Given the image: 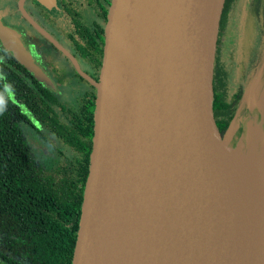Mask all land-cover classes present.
Listing matches in <instances>:
<instances>
[{
  "label": "water",
  "instance_id": "95a60500",
  "mask_svg": "<svg viewBox=\"0 0 264 264\" xmlns=\"http://www.w3.org/2000/svg\"><path fill=\"white\" fill-rule=\"evenodd\" d=\"M225 1L111 0L72 264H264V196L229 136L240 110L226 128L215 93ZM0 44L54 86L1 17Z\"/></svg>",
  "mask_w": 264,
  "mask_h": 264
},
{
  "label": "trees",
  "instance_id": "16d2710c",
  "mask_svg": "<svg viewBox=\"0 0 264 264\" xmlns=\"http://www.w3.org/2000/svg\"><path fill=\"white\" fill-rule=\"evenodd\" d=\"M237 2L225 1L215 62V93L226 128L238 110L249 109L245 90L232 92L233 69L221 58L222 36ZM259 25L262 60L264 21ZM95 97L63 109L69 121H61L48 107V87L0 44V264H72L93 147ZM31 116L45 128L40 137L51 146L48 158L37 156L25 137V127L35 129Z\"/></svg>",
  "mask_w": 264,
  "mask_h": 264
},
{
  "label": "flooded vegetation",
  "instance_id": "af4514ba",
  "mask_svg": "<svg viewBox=\"0 0 264 264\" xmlns=\"http://www.w3.org/2000/svg\"><path fill=\"white\" fill-rule=\"evenodd\" d=\"M47 2L30 0L48 23V57H39L28 39L25 42L53 80L54 86L48 85V107L60 115L61 121L68 122L69 118L63 109L67 110L71 106L76 108L82 100L89 103L94 94L96 102V83L100 78L105 26L111 0ZM66 89L71 99L65 98L63 93ZM25 112L29 113L27 110ZM31 120L35 127L32 131L43 142L40 131L45 129L44 126L32 116ZM48 137L53 139L49 129Z\"/></svg>",
  "mask_w": 264,
  "mask_h": 264
},
{
  "label": "rangeland",
  "instance_id": "374dc122",
  "mask_svg": "<svg viewBox=\"0 0 264 264\" xmlns=\"http://www.w3.org/2000/svg\"><path fill=\"white\" fill-rule=\"evenodd\" d=\"M237 1V6L232 14L229 12L230 19L222 36L221 58L233 69L232 92L242 87L247 99L251 101L252 107L249 104L248 111L241 112L237 117V128L234 133L235 144L237 145L243 140L245 149H248L249 122L258 123L264 132V82L262 80L264 57L262 60L258 57L261 48L263 49L259 21H264V0ZM20 2H22L25 14ZM27 15L31 17L32 21ZM0 17L7 24L20 30L21 33L24 32L22 35L27 37L23 36L25 41L28 39L39 57H48V23L44 21V17L36 6L30 3V0H0ZM67 91L66 89L63 94L65 98L71 99ZM242 126H245V130L240 132ZM25 129V137L34 153L42 158L50 157L52 149L41 142L29 127H25Z\"/></svg>",
  "mask_w": 264,
  "mask_h": 264
},
{
  "label": "bare ground",
  "instance_id": "6f19581e",
  "mask_svg": "<svg viewBox=\"0 0 264 264\" xmlns=\"http://www.w3.org/2000/svg\"><path fill=\"white\" fill-rule=\"evenodd\" d=\"M251 105V101L249 100ZM237 128V122L230 130L229 136H233ZM248 149H245L243 140L239 143L235 152L252 177V181L260 193L264 196V132L258 123L250 121L247 133Z\"/></svg>",
  "mask_w": 264,
  "mask_h": 264
}]
</instances>
